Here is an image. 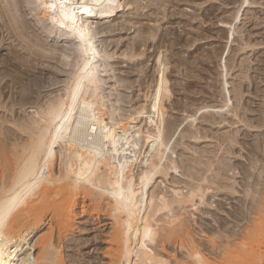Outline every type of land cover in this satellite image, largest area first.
I'll return each instance as SVG.
<instances>
[{"label": "rangeland", "instance_id": "1", "mask_svg": "<svg viewBox=\"0 0 264 264\" xmlns=\"http://www.w3.org/2000/svg\"><path fill=\"white\" fill-rule=\"evenodd\" d=\"M22 1L19 8L9 11L15 15L16 20L12 14L10 17L17 25L19 21L24 22L23 28L21 23L18 25L23 29L20 37L11 38L7 31L0 29V84L5 94L0 99L4 104L0 116L11 118L16 114V123H27L34 115V107L30 102L22 107L13 106L12 98L17 95L28 98L30 94V100L43 108L45 102L56 100L63 93L64 80L82 56L78 44L59 35L63 31L44 18L37 0ZM127 1L124 10L114 14L115 19L110 22L115 31L107 32L97 42L101 54L106 49L111 56L108 65L104 61L106 56L96 64L103 80L105 120L122 139L146 127L153 133L171 137L168 149L174 150L173 159L182 166L179 167L181 176L168 174L163 178L157 174L151 188L160 186L167 195L174 185L173 178L178 181L177 189L185 193L191 183L189 171L212 179L215 172L208 170V163L216 167L224 160L227 164L221 173L232 188L222 189L211 183L204 202L196 198V206L201 205L199 209L184 208L181 217L197 232L200 228L220 231V222L227 232L246 231L240 244L231 238L227 263L253 264L261 250L257 247L264 244L263 225L251 219L260 209L257 202L264 186V0H250L249 7L245 8V4L240 9L232 24L237 38L230 49L224 47L226 40L220 33L228 27L227 21L238 9L240 0ZM164 34L166 46L157 48L153 43ZM146 37L150 41L148 45L132 48L134 41L142 42ZM176 37L184 43L173 45ZM249 42L250 46L244 45ZM31 48L37 52L36 56ZM132 53L135 55L130 56ZM221 105L220 115L210 111ZM10 122L2 125L17 129ZM193 135L198 137L192 138ZM155 144L152 138L139 142V157L152 158L157 151ZM175 207L172 209L178 210ZM81 218L80 215L77 220L83 223ZM74 232L80 236V232ZM204 235L196 234L208 246V239L213 237ZM214 240L217 244L221 242L219 238ZM70 243L72 248L64 250L69 253L72 250L76 258L81 253L93 254L92 247L81 246L80 252ZM167 245V253H173V245Z\"/></svg>", "mask_w": 264, "mask_h": 264}, {"label": "bare ground", "instance_id": "2", "mask_svg": "<svg viewBox=\"0 0 264 264\" xmlns=\"http://www.w3.org/2000/svg\"><path fill=\"white\" fill-rule=\"evenodd\" d=\"M37 1L44 18L63 31L59 35L76 42L82 56L76 59L75 68L64 84L62 82L63 93L56 100L45 102L43 108L30 100V94L28 98L12 95L13 106L22 107L30 102L34 107V115L27 123H16V114L11 118L0 116V264H228L231 238L240 244L246 231L242 234L227 232L220 222L218 227L224 234L203 228L197 232L181 217V212L188 207L199 209L201 205L196 206V198L203 203L211 183L230 189L231 185L221 173L227 163L219 161L221 164L216 167L208 163V170L215 172L212 179L189 171L191 183L185 193L177 189L178 181L173 178L174 185L167 195L160 186L151 188L157 174L163 178L168 174L181 176L179 167L182 166L173 159L174 150L168 149L171 137L153 133L146 127L122 139L105 120L103 80L96 64L99 58L106 56L104 61L108 65L111 56L106 49L102 55L97 42L107 32L115 31V26L110 24L115 19L113 15L123 11L128 1ZM21 3L22 0H0V29L7 31L11 38L20 37L23 30L20 28L24 22L17 21L22 25L19 28L10 17L12 13L9 14ZM157 4L160 8L159 2ZM250 4V0H240L232 18L226 20L228 27L220 33L226 40L224 47L234 46L237 37L236 29H232L233 21L238 18L240 9ZM166 33L168 35V31ZM193 33L201 35L198 31ZM149 35L153 36L151 32ZM165 40L166 35H161L153 45L165 47ZM147 42H150L148 37L142 42L136 40L132 48L139 49ZM182 42L176 37L173 45ZM250 43L244 45L250 46ZM32 48L30 51L36 56ZM3 87L0 84V99L5 95ZM3 105L0 102V108ZM221 107L210 111L218 115L223 111ZM7 121L17 129L2 125ZM149 138L154 139L157 151L152 158L141 159L138 144ZM261 189L262 196L257 200L260 209L251 219L260 221L264 227V186ZM174 206L178 210L174 211ZM80 215L83 223L77 220ZM75 230L80 236L74 234ZM198 233L213 237L208 239V246L199 241ZM214 238L221 239L222 243L217 244ZM68 242L80 252L81 246L92 247L93 254L81 253L77 259L71 254L72 250L70 253L64 250L71 246ZM169 243L173 245L171 254L167 253ZM261 246L257 247L261 250L255 252L257 258L253 264H264V244Z\"/></svg>", "mask_w": 264, "mask_h": 264}, {"label": "snow or ice", "instance_id": "3", "mask_svg": "<svg viewBox=\"0 0 264 264\" xmlns=\"http://www.w3.org/2000/svg\"><path fill=\"white\" fill-rule=\"evenodd\" d=\"M53 7H55V6H53ZM73 99H75V97H73ZM95 129H93V131H94Z\"/></svg>", "mask_w": 264, "mask_h": 264}]
</instances>
